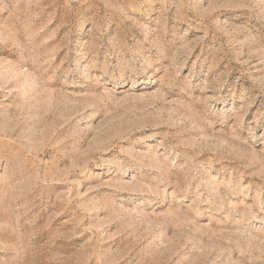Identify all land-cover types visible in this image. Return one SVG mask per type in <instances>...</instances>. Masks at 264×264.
Wrapping results in <instances>:
<instances>
[{"label": "rangeland", "instance_id": "1", "mask_svg": "<svg viewBox=\"0 0 264 264\" xmlns=\"http://www.w3.org/2000/svg\"><path fill=\"white\" fill-rule=\"evenodd\" d=\"M0 264H264V0H0Z\"/></svg>", "mask_w": 264, "mask_h": 264}]
</instances>
